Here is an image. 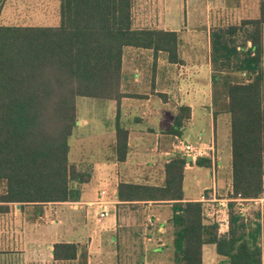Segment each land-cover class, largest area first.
Listing matches in <instances>:
<instances>
[{"label":"trees","instance_id":"16d2710c","mask_svg":"<svg viewBox=\"0 0 264 264\" xmlns=\"http://www.w3.org/2000/svg\"><path fill=\"white\" fill-rule=\"evenodd\" d=\"M5 0H0V11ZM56 26L4 25L0 21V215L26 207L42 216V208L76 204L77 186L90 177L69 162V140L77 127L76 99L114 101L120 92L125 48L163 52L178 62V35L132 28V0H53ZM264 1L256 19L217 27L209 33V60L219 114L229 122L230 192L228 231L205 223L201 204L183 203L186 159L175 154L163 167L162 186L120 183L117 202L172 203L173 264H202V248L213 245L221 264H264L261 225L243 216L236 200L250 203L264 193ZM245 77H242V75ZM226 76V77H223ZM228 76H236L233 79ZM221 84V90L216 87ZM180 108L169 134L180 136L189 114ZM115 150L126 158L127 132L115 119ZM199 168L211 161L199 158ZM79 246L57 242L51 264L79 259Z\"/></svg>","mask_w":264,"mask_h":264},{"label":"crops","instance_id":"0c3cea01","mask_svg":"<svg viewBox=\"0 0 264 264\" xmlns=\"http://www.w3.org/2000/svg\"><path fill=\"white\" fill-rule=\"evenodd\" d=\"M5 1L0 11L1 22ZM50 1L54 3L57 11L56 24L54 25L56 26L59 22L58 2ZM261 1L264 0H254L251 3V12L246 19L258 17ZM135 2L136 0H132V28L146 29L143 27V17L136 13ZM169 23L168 19H165L164 22L160 20L159 26L154 29L177 33L179 39L177 63L169 62L167 54L163 52L154 53L152 50L125 48L122 55L120 79V92L124 97L120 99L118 104L114 101H106L110 110L109 121L101 125L100 120L96 117L84 118L76 111L79 131H87L90 134L89 137L79 139L78 144L76 142V151L82 155L79 157V161L75 163L77 168L85 167L83 172L90 177L89 182L83 185L87 189H80V198L76 203V206L77 204L83 206L80 208L85 209L86 215H90L91 223L93 222L87 243V251L90 254H95L98 251L102 235H111L116 232V227H120L118 206L122 205L117 202V187L120 183L162 186L164 181L163 167L177 153L174 148V137L176 136L169 134V131L180 108L188 109V112L183 114H189V116L182 121L178 138L191 145L200 142L212 144L216 159L215 166H211V168H199L195 166V162H186L182 184V202H198L202 192L207 189L214 188L218 192L222 186H226V192H230L229 122L225 114L219 113L214 117V114L220 111L218 104H214L216 98L219 102V95H214L212 84L213 72L209 60V34L207 48L201 49L196 45H185L180 32L164 27ZM37 26L49 27L46 25ZM263 59L264 27L262 58L264 71ZM217 86H215L216 90L220 91L221 87L218 90ZM116 117L120 126L127 132V154L122 162L117 160L115 150ZM78 136L79 133L73 131L71 140L78 138ZM94 151L97 152L95 156ZM179 154L182 155L181 152ZM206 172L209 175L208 179ZM97 181L103 183V186L98 184L95 186ZM97 188L100 189L97 191ZM101 191L106 192L105 199L110 203V216L102 222L99 228L96 227L94 221L97 209L95 206L89 207L88 205L99 198ZM250 203L256 206L254 209L256 211L248 217H253V220L261 225L260 245L264 250V198ZM247 205L249 204L246 203ZM239 206V211L242 212L243 216H246L244 212L249 207L245 208L241 204ZM131 207L137 209L143 207L147 216L153 217L156 221V227L149 229L150 232L152 231L147 236L150 242L145 241L146 243H160V248L154 250V253L166 251L171 254L172 251L173 254V229L170 223L172 203H137L131 204ZM15 210L18 212L19 208L16 207ZM95 232L96 237L93 236ZM110 241L115 243V237H111ZM19 242H21L24 257L30 251L31 246V242L26 238L24 231ZM6 243L13 245L16 241L10 237L6 239ZM55 243L57 242H53L49 248L50 260L52 259V246ZM40 245L41 242L38 243V247ZM221 261L222 259L215 253L213 245L203 246L202 264H221Z\"/></svg>","mask_w":264,"mask_h":264},{"label":"rangeland","instance_id":"374dc122","mask_svg":"<svg viewBox=\"0 0 264 264\" xmlns=\"http://www.w3.org/2000/svg\"><path fill=\"white\" fill-rule=\"evenodd\" d=\"M254 0H136V13L143 18V27L154 29L159 21L168 19L164 27L181 33L185 45H196L204 49L208 47V34L217 27L238 25L251 12ZM2 22L6 25H46L54 26L57 15L56 7L50 0H6ZM264 64V59H263ZM264 67V66H263ZM226 77V76H223ZM236 79V76H228ZM221 84L217 86L220 90ZM108 102L89 98L76 99V111L84 118L96 117L101 125L109 121L110 110ZM264 111V93H263ZM78 125V123H77ZM75 133L78 138L69 140V162L76 166L82 153L77 152L79 139L89 137L87 131ZM77 142V144H76ZM177 151L175 154H179ZM97 154L94 151V156ZM180 155V154H179ZM85 171V167L78 168ZM205 172V171H204ZM206 178H209L208 172ZM102 185L100 181L95 183ZM79 185L77 188L87 189ZM99 186V187H100ZM226 186L215 191L216 198H227ZM100 188H97V191ZM81 194V191H80ZM209 196L210 190L202 192ZM264 198V194L261 199ZM111 200H113L111 198ZM249 207L244 213L246 217L255 213V205L238 203ZM73 206H75L73 208ZM83 206L76 204H56L44 206L42 216H36L34 209L26 207L21 214L11 207L8 215H0V264H51L49 248L53 242H74L79 246V259L70 264H172V251L168 254L155 252L160 243H146L144 238L150 235L145 229L147 216L144 208L118 206L120 212V227L111 235H102L98 251L90 254L87 251L90 230L93 228L91 216H87ZM139 207V206H136ZM89 217V218H88ZM25 236L31 242L30 251L23 257L20 239ZM13 237L16 243L7 245L6 239ZM115 237V243H111ZM41 245L38 247V243ZM39 248V249H38ZM173 249V248H172ZM41 250V251H39ZM40 253L39 255H37ZM37 255V256H36ZM89 255L91 259L89 260ZM169 255V256H168Z\"/></svg>","mask_w":264,"mask_h":264},{"label":"built area","instance_id":"2783aa9c","mask_svg":"<svg viewBox=\"0 0 264 264\" xmlns=\"http://www.w3.org/2000/svg\"><path fill=\"white\" fill-rule=\"evenodd\" d=\"M242 77H245L243 74ZM175 140V149L181 152L182 156L185 159H191L192 162H195L199 158H207L211 161V165L214 167L216 163L215 155H214V148L212 144H204L198 143L196 145H191L188 143L183 142L178 137H174ZM106 192L101 191L99 198L94 202L89 204V207L95 206L97 211L94 215V221L96 227H101L102 222L110 216V203L107 201ZM257 201V200H256ZM239 206L242 203L240 200L235 201ZM255 202V201H253ZM198 203L201 204L202 208V216L211 223H214L218 227V234L224 235L228 231V200L218 199L216 198L215 189H210L209 196H205L202 194L198 200ZM240 207V206H239ZM241 214L242 212L239 211ZM156 227V221L151 216H146L145 219V229L149 231V229ZM96 237V232L93 234ZM146 242H150L148 237L144 238Z\"/></svg>","mask_w":264,"mask_h":264},{"label":"water","instance_id":"95a60500","mask_svg":"<svg viewBox=\"0 0 264 264\" xmlns=\"http://www.w3.org/2000/svg\"><path fill=\"white\" fill-rule=\"evenodd\" d=\"M186 162H191V159H186ZM19 208V207H18Z\"/></svg>","mask_w":264,"mask_h":264}]
</instances>
